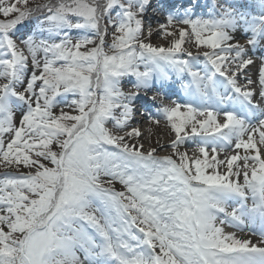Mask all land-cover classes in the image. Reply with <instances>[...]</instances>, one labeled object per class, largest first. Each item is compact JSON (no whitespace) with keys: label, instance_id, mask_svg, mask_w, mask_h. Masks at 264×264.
I'll return each instance as SVG.
<instances>
[{"label":"snow or ice","instance_id":"6c2138e0","mask_svg":"<svg viewBox=\"0 0 264 264\" xmlns=\"http://www.w3.org/2000/svg\"><path fill=\"white\" fill-rule=\"evenodd\" d=\"M180 7L105 0L101 33L92 0H0V47L9 50L0 60V264H264V117L251 126L223 110L232 97L221 91L226 84L257 109L264 102V14L250 23L236 0ZM202 7L209 18L197 16ZM154 10L165 12L157 28ZM116 34L113 55L90 47ZM187 83L208 106L160 103ZM140 116L170 126V155L144 148ZM194 137L227 140L233 151L221 157L201 143L189 156L181 149Z\"/></svg>","mask_w":264,"mask_h":264},{"label":"bare ground","instance_id":"6f19581e","mask_svg":"<svg viewBox=\"0 0 264 264\" xmlns=\"http://www.w3.org/2000/svg\"><path fill=\"white\" fill-rule=\"evenodd\" d=\"M167 2V0H166ZM174 3H176V5H180L182 3V0H174ZM158 13H162V15L165 17V12L164 11H153L150 16H151V20H150V24L153 28H156L155 26L159 25L160 23H162L164 20H161L159 17H158ZM158 14V15H157ZM198 17H203V18H207V16H201V15H198ZM248 21L250 23H252V18H249L247 17ZM244 29L243 27L238 31L237 35H244ZM150 42L155 46V45H160V46H169L168 43H167V40L166 38L164 37H161L159 39H157L155 36L151 37L150 38ZM163 44V45H162ZM185 47L188 49V50H191V51H196V47L195 44H194V41H191L189 42L187 39L185 41ZM108 49H110V47H106V48H103V51L109 55L108 53ZM249 52H252V51H249ZM253 55L257 56L259 58V51H256L255 53H252ZM259 62V61H257ZM3 82L5 83L6 81L3 80ZM15 86L16 87H19L20 86V83H16L15 82ZM125 90H127L125 88ZM66 103H68L69 105L71 104V101L67 100L65 98V101ZM195 106L197 107H206V105L204 103H202V101L200 100L199 98V102L194 104ZM223 110H226L228 111L229 110V107L227 106L225 109ZM62 111L64 113H67L68 111L70 112V114H77V113H74V112H71V110H69V108H63ZM160 118H163L161 113L159 115ZM262 117H264V112H259L258 114H255L249 118H244L246 123L248 125H251V126H255L256 125V122L261 119ZM138 120V119H137ZM141 123L138 124L136 127L139 128L140 132L142 133V139L140 142L143 143L144 145V148L145 149H149L150 147H155L157 148L158 150L161 149V147H163L165 150L163 151H159V155L160 156H168L171 154V148H170V144L174 138V133L171 132L169 130V127L170 126H166L163 121H161V123L159 124V126H157L155 123H150L148 121H143L142 119H140ZM110 129L109 131H111V133L113 135H117V136H125L126 137V141L125 142H131L132 139H135L136 138V134L133 133L131 136L128 135V128L125 127V128H115V127H111L109 126ZM225 135H229L231 137V139L234 141V142H238L239 139H240V136L238 135V133H235V132H232V133H224ZM143 137H146V138H143ZM201 143H207L209 145V147H216L218 149H224V152L221 154V157L224 155V156H228L232 151H233V144H230V143H227V145H224L222 140H218V139H213V140H205L201 137H194V138H191V139H188L186 140L185 144L183 145L182 147V151H187L189 156H194V150L201 144ZM264 150V149H262ZM195 155H199L198 153H195ZM243 180V177H241V182ZM119 185V184H118ZM234 203V202H232ZM235 204V203H234ZM225 228L227 231L229 232H236L238 235L244 237V238H248V239H251L253 241H257L259 240V236L257 235H250L249 234V231L245 230L244 232H240L238 229H233V228H230L228 227L227 225H225Z\"/></svg>","mask_w":264,"mask_h":264},{"label":"rangeland","instance_id":"374dc122","mask_svg":"<svg viewBox=\"0 0 264 264\" xmlns=\"http://www.w3.org/2000/svg\"><path fill=\"white\" fill-rule=\"evenodd\" d=\"M45 2V0H29V3L31 6H36V5H39V4H43ZM52 3H56L57 0H51ZM92 2L95 4V6L98 8L99 6V13H100V16L103 17L102 19H100V30H101V33L104 32V29L107 27V24H108V19L106 16H103V13H104V7H105V0H92ZM237 3H241V4H245V5H248L247 8L245 9H241V11H243L244 13H246L245 15H248L250 17H253V16H256V17H259L260 15L264 14V10L261 9L260 7V4H257V2H261V0H236ZM160 19L161 20H164L165 17L162 16V15H159ZM36 22V18L34 17L33 18V23L35 24ZM159 25L155 26L156 28L158 27ZM75 31H79V30H75ZM108 32L109 34L111 35V29L109 28L108 29ZM89 35H93V33H89ZM119 38V34H116L115 38L110 41L109 39V36L108 35H104L102 38L101 36H97L96 37V42L94 45H90V47H97L101 44L104 45V48L108 47L110 43H113L115 42V39H118ZM57 39H59V37H57ZM163 45V44H162ZM17 47L26 55L28 56L29 53L27 52V48L25 46V44L23 42H19L17 44ZM8 48L6 47H0V60H5L8 58L7 56V53H8ZM249 51H252L251 49H249ZM108 53H109V56L113 55V51L112 49H108ZM31 70V69H29ZM100 71V69H98V72ZM25 75H26V72H25ZM94 75V74H93ZM16 83H20L19 81H16ZM5 83L3 82V80H0V86L4 85ZM91 107V105L89 106ZM17 116H19V113H17ZM3 117H0V119H2ZM63 123L65 125H67L68 127H71L74 123V121L72 119H65L63 121ZM110 129V127H109ZM25 161H27V156L24 157ZM12 168H17L18 169V165L16 164H13L11 166ZM8 168V166H3V167H0V172L6 170ZM9 172H11L12 174H16V171L15 169H9ZM116 187L119 189L121 186L120 185H116ZM250 203H252L251 200H249Z\"/></svg>","mask_w":264,"mask_h":264},{"label":"trees","instance_id":"16d2710c","mask_svg":"<svg viewBox=\"0 0 264 264\" xmlns=\"http://www.w3.org/2000/svg\"><path fill=\"white\" fill-rule=\"evenodd\" d=\"M98 8H99V6H98Z\"/></svg>","mask_w":264,"mask_h":264}]
</instances>
